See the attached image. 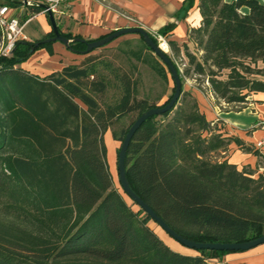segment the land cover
I'll use <instances>...</instances> for the list:
<instances>
[{"label":"trees","instance_id":"obj_1","mask_svg":"<svg viewBox=\"0 0 264 264\" xmlns=\"http://www.w3.org/2000/svg\"><path fill=\"white\" fill-rule=\"evenodd\" d=\"M194 4L185 0L178 19ZM29 7L43 11L41 4ZM198 7L201 24L188 33L194 46L168 39L173 53L186 59L182 70L168 54L182 80L181 97L135 133L125 160L127 178L181 235L199 242L250 241L264 235V174L211 159L230 141L217 132L193 93L184 90L183 80L197 76L207 86L199 89L229 104H244L251 93L264 92V66H259L264 62V2L199 0ZM175 27L169 23L149 34L159 44V37L167 39ZM51 36L53 31L36 41L19 40L10 55L0 54V264H213L215 259L232 264L223 257L241 251L198 249L192 255L173 249L150 227L153 219L127 201L125 195L131 197L121 183L115 185L106 133L112 129L114 140L123 142L135 120L156 105L137 98L138 81L131 74L99 68L102 61L86 53L94 39L68 47L89 54L79 65L45 77L17 67L41 48L52 53L53 42H42ZM140 38L155 69L175 83L169 67ZM110 85L121 95L102 105L98 96ZM174 92L175 85L161 106ZM135 112L126 129H113Z\"/></svg>","mask_w":264,"mask_h":264},{"label":"crops","instance_id":"obj_2","mask_svg":"<svg viewBox=\"0 0 264 264\" xmlns=\"http://www.w3.org/2000/svg\"><path fill=\"white\" fill-rule=\"evenodd\" d=\"M20 1L22 4L16 7L9 5L5 0H0V5L10 6L9 13L18 16L24 22L26 39L36 41L49 35L53 31L49 14L43 11L32 12L23 0ZM259 1L264 2V0ZM184 2L185 0H71L62 7L61 14L55 17L62 34L70 33L86 40H96L110 34L104 32L108 23L111 22L110 20H117L120 17L119 13L123 11L136 15L145 25L155 27L157 31L169 23H176L168 39L182 41L193 47L194 44L189 41L188 33L192 27L201 24L202 15L198 7L199 0H195L187 16L178 19L177 13ZM34 21L36 28L30 32L25 31L27 24ZM63 22L73 28L64 32L61 26ZM91 33L99 35L93 37ZM51 48L52 53L47 48L37 50L17 67L39 77H45L62 70L65 66L79 65L84 60L80 59V54L72 52L60 41L53 42ZM192 92L208 120L216 123L217 132L222 133L230 141L226 150L221 152L220 161L227 160L236 164L239 169L254 170L256 176L264 174V148L256 146V143L264 137V128L259 124L264 121V92L251 93L244 105L231 110L223 109L222 103L220 101L218 103L215 96L208 91L204 92L193 87ZM223 261L232 264H264V244L247 251L228 254Z\"/></svg>","mask_w":264,"mask_h":264},{"label":"rangeland","instance_id":"obj_3","mask_svg":"<svg viewBox=\"0 0 264 264\" xmlns=\"http://www.w3.org/2000/svg\"><path fill=\"white\" fill-rule=\"evenodd\" d=\"M107 5V3L105 4ZM120 17L117 20H110L108 23V27L104 31L105 33H111L115 29L125 28V27H142L149 32H157L155 27H150L145 25L136 15L121 12L119 13ZM56 18V17H55ZM57 23L58 20L56 19ZM61 21V20H60ZM59 25V24H58ZM36 22H31L27 24L25 31L30 32L34 30L36 27ZM62 30L66 32L67 30H71L73 27H68L65 22L61 24ZM93 37H97L99 34L91 33ZM159 44L162 45L164 50L172 57V59L179 65V67L184 70L186 59L181 53L180 55H175L168 44V38L159 37ZM180 45L183 44L182 41L178 42ZM132 51H137L140 53V56L143 57L139 59L132 54ZM90 54L98 57V60L102 61L99 65L101 70H105V72L110 73V68H114L118 70L120 73L127 72L131 74L137 81V98L145 99L149 102V104H154L156 106L163 105L170 95L173 93V87L175 85L173 78L169 75V79L166 80L162 74L155 69V61L152 58L150 52L144 47V44L140 38V34H126L123 35L106 46L100 47ZM89 54H80V59H85ZM97 60V61H98ZM109 66V68H105V64ZM259 66H264V62L260 63ZM195 75L185 76L183 80L184 90L191 91L192 88L196 87H207L206 82L201 83L196 80ZM259 78V76H256ZM201 79V78H200ZM206 92V91H205ZM193 93V92H192ZM120 90L117 86L110 85L107 92L104 95L98 96V99L102 105L113 103L120 97ZM216 98V97H215ZM223 105V109L231 110L237 109L244 104H234V103H226L223 100H218ZM219 103V102H218ZM222 108V107H221ZM138 116V113H131L121 120L117 121L113 125V129L121 130L126 129L133 120H135ZM105 141L108 148V163L110 166L111 173L113 175V179L115 185L120 187L119 175H118V150L122 144L121 141L114 140L112 136V129H110L105 135ZM222 151H216L212 153L211 159L214 161H220L222 159ZM127 201L133 205L135 210L139 209L138 205H134L131 198L125 195ZM149 225L152 229H154L158 235L173 249L180 251L185 254H198L195 249L189 248L181 244L179 241L171 237L164 229L160 227L158 223L154 220L149 222ZM236 253V252H234ZM231 254V253H230ZM228 255V254H227ZM225 255L223 260L226 258ZM213 264H218V260L215 259L212 261Z\"/></svg>","mask_w":264,"mask_h":264},{"label":"water","instance_id":"obj_4","mask_svg":"<svg viewBox=\"0 0 264 264\" xmlns=\"http://www.w3.org/2000/svg\"><path fill=\"white\" fill-rule=\"evenodd\" d=\"M26 4L27 2L24 1ZM42 8H46L47 6L45 4H41ZM49 18L52 24L54 36H51L49 38L44 39L42 42L49 43V42H55L60 41L64 43L67 47H70L71 42H78L86 40L81 38H73L70 39L62 34V32L59 29V26L57 24L55 15L51 12L48 13ZM140 34L144 37V40L146 44L154 51V53L161 59V61L167 65L172 72V75L175 79V92L172 96V98L169 100L168 103H166L164 106H156L151 107L144 113H142L135 122L131 125L128 133L126 134V137L124 141L122 142L120 146V151L118 154V175H119V181L121 183V186L123 190L131 197V199L136 202L154 221H156L162 229H164L171 237L179 241L181 244H183L186 247L198 250V249H210V250H221V251H247L254 247H257L261 244H264V235L252 239L250 241H244V242H199L192 239H189L180 233H178L176 230H174L158 213L146 202L144 201L132 188L129 183V180L127 178L126 173V156L127 151L129 148V145L132 141V138L134 137L135 133L138 131V129L142 126V124L150 117L154 115H162L168 111H170L175 104L178 102V100L181 97L182 94V80L177 72V69L172 61V59L169 57L168 53L164 50V48L160 45L154 42V40L150 37L149 31L142 27H125L118 30H115L114 32L106 35L104 38L96 39L94 41L87 42V49L86 53L92 52L95 49H98L100 47L106 46L113 40L126 35V34ZM0 42H1V35H0ZM40 43L36 42L35 46H39ZM35 48H32L31 51L33 52Z\"/></svg>","mask_w":264,"mask_h":264},{"label":"built area","instance_id":"obj_5","mask_svg":"<svg viewBox=\"0 0 264 264\" xmlns=\"http://www.w3.org/2000/svg\"><path fill=\"white\" fill-rule=\"evenodd\" d=\"M26 1L27 5H37L45 4L47 7L43 8L45 13H53L54 15H59L62 12V7L67 3H70L71 0H23ZM10 6L0 5V54L1 55H10L17 41L26 39L24 34V23L21 19L9 13ZM164 38V37H161ZM264 128V121L259 123ZM256 146L258 148H264V137L260 139Z\"/></svg>","mask_w":264,"mask_h":264},{"label":"bare ground","instance_id":"obj_6","mask_svg":"<svg viewBox=\"0 0 264 264\" xmlns=\"http://www.w3.org/2000/svg\"><path fill=\"white\" fill-rule=\"evenodd\" d=\"M162 46V45H161Z\"/></svg>","mask_w":264,"mask_h":264}]
</instances>
